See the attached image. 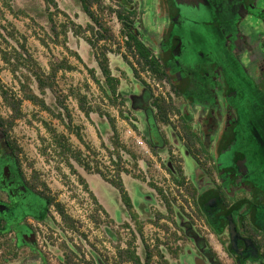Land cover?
I'll list each match as a JSON object with an SVG mask.
<instances>
[{
  "label": "rangeland",
  "instance_id": "obj_1",
  "mask_svg": "<svg viewBox=\"0 0 264 264\" xmlns=\"http://www.w3.org/2000/svg\"><path fill=\"white\" fill-rule=\"evenodd\" d=\"M55 1L56 7L47 8L44 0H0V35L13 47L20 49L19 43H23L25 49L45 72L49 70L50 61L65 60L75 66L74 71L59 72L56 93L46 90L43 98L55 112H60L66 121V112L56 101L58 96L63 99L72 117V125L79 128L82 142L74 133H69L57 119L29 102L22 103L24 117L15 121L9 131L11 140L22 150L19 158L24 178L32 183L41 196L50 197L60 203L65 214L71 218L72 224L68 226L62 221L55 207H49L48 217L37 226L39 246L54 263L59 261L64 251L66 254L70 252L74 261L80 258L103 264H131L120 261L118 257V250L126 249L131 244L141 262L145 261L149 251L152 255L149 264H178L188 241L186 242L179 234L178 228L174 230V224L178 225L182 218H188L190 221L196 219L193 223L200 224L195 215L189 189L190 181L200 171L199 167L203 160L201 157L197 159L195 155L200 153L194 149L189 150L184 144L185 141H182L179 116L169 113L170 124L163 125L155 120V109L149 107V102L150 93L154 97H164L166 100L171 98L183 113L184 110H188L187 101L180 95H174L165 81H158L149 72L141 70L121 48V53L126 55V59L121 54H108L111 72L120 78L118 98L124 102L123 106L120 104L112 106L87 71V68L94 69L95 75L103 81L95 52L86 41L90 33L75 35L69 29L64 42L60 38L58 44L51 40V22L48 18L50 12L53 13V20L58 26L66 24L70 27V24L74 23L84 28L92 24L91 20L77 0ZM258 1L259 7H263L261 1ZM5 2L16 14L6 8ZM102 3L104 6L116 8L113 0H102ZM129 7L136 9L134 26L142 38L143 35L153 33L150 26L154 18L152 8L148 7L145 10L143 20L145 31L142 32L139 0H133ZM215 9L223 14L221 22L231 20L238 23L245 13L246 2L223 0L221 7ZM92 10L97 16L102 17L114 35V43L106 45L113 50L118 43L122 46L124 39L120 35L121 25L115 15L107 10L100 12L95 7ZM203 16L205 13L187 12L181 18L184 22L183 32L191 41L190 47L194 48L193 53L189 51L186 53V58L192 56L186 63L192 70H204L214 78L221 76V79L227 82V86H224L226 91L234 90L231 92L235 96L232 100L240 120L245 123L250 117L255 129L260 130L264 117L259 102L252 94L254 89H250L253 87L251 80L256 77L255 67L248 65L246 58L239 55L244 49H248L245 43L248 27L245 25L243 28L236 24L232 29L221 28L215 34L213 26L202 24ZM10 33L13 34L12 37L9 36ZM262 34L264 32L258 31L257 36ZM1 36L0 49H8ZM22 37L25 38V42ZM208 37L212 42L207 41ZM236 41L240 42L237 48L233 43ZM252 41L256 47L260 46L261 42L257 37H253ZM148 43L152 44L151 41ZM102 44L104 43H99ZM74 54H77L82 62ZM214 61H217V65L212 69L210 64ZM131 64L137 69V75L134 74ZM261 70L264 71V65ZM21 73L27 72L22 68L16 73V77L21 79ZM194 78L201 90H205L203 86L209 85L204 83L208 80L207 77L196 74ZM219 82L223 85V81ZM0 83L11 95H20L18 79L14 78L5 66L1 52ZM31 87L39 95L35 81ZM78 92L86 97L87 105L94 111L89 117H85L78 107L75 98ZM133 96L139 98L134 106ZM143 103H147V107L142 109ZM198 103L202 104L201 100H198ZM9 115L10 111L0 96V117L6 119ZM110 119H113V122ZM193 119L190 121L191 125ZM44 123L55 129L58 134L65 135L70 149L73 152L81 151L82 158L90 163L92 169H99L107 179H115L116 167L113 162L116 161V154L111 156L109 152L115 153L117 150L122 159L121 167L127 171L122 172L120 178L131 199L132 209H126L117 188L100 175L85 171L71 154L66 152L73 167L71 170L66 164L65 156L61 155L63 149L55 143L54 137ZM132 124L137 130L132 128ZM241 127L238 122L235 130ZM148 138L152 140L151 147L147 143ZM163 142L164 147H161ZM116 143L120 147H116ZM5 153L6 148L0 141V169L2 165L3 167L10 165V162H6L9 156ZM167 163L174 168L176 165L182 167L185 177L182 186L171 178ZM256 164H259L261 171L264 172V159ZM81 178L87 187L81 184ZM40 183H45L47 189ZM92 193L97 204L92 200ZM163 197L168 201L171 211L167 209ZM45 205V201L39 196L26 198L25 207L16 209L14 218L19 219L31 213L39 214L45 211ZM99 205L103 209H100ZM17 230L25 231L24 228ZM10 239L7 236L2 237L0 242ZM2 250L0 249V264H21L27 254V249L24 248L20 249L21 253H17L19 254L17 256H9ZM183 257L187 264L189 260L190 264H194L192 256L188 258L186 254ZM5 258L9 261H5Z\"/></svg>",
  "mask_w": 264,
  "mask_h": 264
},
{
  "label": "flooded vegetation",
  "instance_id": "obj_2",
  "mask_svg": "<svg viewBox=\"0 0 264 264\" xmlns=\"http://www.w3.org/2000/svg\"><path fill=\"white\" fill-rule=\"evenodd\" d=\"M222 1L139 0L142 32L145 31V10L151 7L154 13L150 23L154 32L143 35L142 39L164 66L174 90L187 101L188 110H184L183 114L194 118L192 127L200 137L197 145L200 155H194L197 159L201 157L203 163L199 167L200 171L191 179L189 189L194 196L195 215L200 224H194L196 219L190 221L188 218H182L178 225L174 224V230L178 228L179 234L188 241L178 264H187L183 257L186 254L188 258H194V264H264V172L256 164L264 159V120L260 130L255 129L252 122H246L244 127L235 130L241 121L237 108L233 105L232 99L235 96L231 92L234 90L226 91L224 86H227V82L221 76L214 78L204 70H192L186 63L192 57L186 58V53L194 51L190 47L188 35L182 29L184 22L181 18L187 12L205 13L201 19L202 24L213 26L215 34L221 28L232 29L236 24L245 28L247 25L249 37L247 36L245 43L248 49H244L239 55L246 58L248 65L255 67L256 77L252 83L257 93L253 91L252 94L260 103L264 117V93L257 89L258 83L262 82L261 77L264 78V71H260L264 65V34L257 36L258 31L264 32V8L259 7L258 0H245V13L238 23L231 20L221 22L223 14L215 8L221 7ZM253 37L260 40L259 47L255 43L253 45ZM207 41L212 42V39L208 37ZM233 43L236 48L240 44L237 41ZM216 63L214 61L210 67L213 69ZM196 74L208 78L204 82L209 84L203 86L205 90L197 86L194 78ZM219 81H223V85ZM138 101L139 98L134 97V103ZM145 107L147 103H143L142 109ZM0 141L3 143L2 136ZM161 147H164V142ZM172 167L167 163V169L174 171ZM23 178V174L11 169L10 165H2L0 239L6 236L11 238L9 241L1 240L2 252L17 256L21 253L20 249H27L21 264H103L80 258L74 261L71 253L66 254L64 251L56 263L45 255L38 243L37 226L46 220L49 208L39 214L31 213L19 219L14 218L16 209L25 207L26 198H42L32 183ZM5 226L6 230L3 229ZM21 228L25 229L24 233L17 230ZM4 260L9 261L7 258Z\"/></svg>",
  "mask_w": 264,
  "mask_h": 264
},
{
  "label": "trees",
  "instance_id": "obj_3",
  "mask_svg": "<svg viewBox=\"0 0 264 264\" xmlns=\"http://www.w3.org/2000/svg\"><path fill=\"white\" fill-rule=\"evenodd\" d=\"M83 12L89 17L92 24L86 25V27L82 28L79 25H75L74 23L70 24V27L66 24H60L59 26L55 24L53 20V13L48 14L49 21L51 22V31H52V42L58 44L59 38L64 42L66 38L67 31L70 29L75 35H79L80 33H90V37L86 39L87 43L90 47L94 50L95 59L98 65V68L101 72L103 81H101L96 75L95 70L92 68H87L88 74L93 82L98 86V88L102 91L108 102L112 106L122 105L124 104L123 101H119V85H120V78L114 76L111 72L109 66V57L108 54H121L123 58H127L126 55L121 53V48L125 50V54H127L130 58L134 60V63L143 71L149 72L156 80L158 81H165L166 83L170 84V88L172 92L178 96L180 93L174 90L173 84L169 79L166 71L164 70V66L160 62V60L153 54L152 50L145 44L142 39V35L139 31L135 29L134 23L137 17L136 9L129 7L133 0H113L116 4V8H112L109 6H104L102 0H77ZM263 8H264V0H260ZM47 8L49 7H56L55 0H44ZM6 4V8H8L13 14H16L9 4ZM95 7L100 12L107 10L109 13L114 14L117 20L121 25L120 35L124 39L123 45L120 46L118 43L115 50L111 49L106 45V43H114V35L111 32L110 28L105 24L101 16H97L96 12L92 10ZM1 36V35H0ZM10 37L13 36L12 33L9 34ZM4 40V44L8 49H0L1 57L5 66L10 70L13 74L14 78L18 79L19 84V92L20 95L15 96L11 95L6 89H4L3 85L0 83V96L2 98L3 104L9 109L10 115L9 117L2 118L0 117V134L2 136V140L4 146L6 148V153L9 157L8 161L10 162V167L13 170H17L21 172V161L19 158V154L21 153V148L16 144L15 141L11 140L9 136V131L13 128L15 121L24 117L22 112V103L29 102L33 106L39 108L40 111L48 113L54 119H57L61 124L65 126L69 133H74L75 136L82 142L81 135L79 133V128L74 127L72 125V117L64 104V101L61 97H57L56 101L58 105L63 108L66 112L67 120L63 118V115L60 112H55L46 102L43 96L45 95L46 90H50L53 93L57 91V75L59 72L64 71H74L75 66L71 65L69 62L65 60L53 62H49V70L45 72L38 63L34 60L31 54L25 49L23 43H19L20 49L13 47L5 37L1 36ZM22 40L25 42V38L22 37ZM60 42V41H59ZM100 42L104 44L99 45ZM44 44V43H43ZM65 44V43H64ZM69 50V49H67ZM77 59L81 61L80 57L77 54H74ZM132 70L134 74L137 75V69L133 67L131 64ZM24 68L27 73H21V79L16 77V73ZM35 81L37 84V89L39 91V95L36 94L31 84ZM75 98L78 102V107L80 111L84 114L85 117H89V115L94 112L92 107L87 105L86 97L81 95L79 92L76 93ZM149 107L155 109L154 118L156 121L162 123L163 125H169V113H175L179 116V126L180 131L182 133V138L185 141V146L191 150L194 149L195 152L200 153L197 148V145L200 142V137L198 136L197 132L193 129L192 125L190 124L191 118L186 117L181 113V110L175 105L171 98L167 100L164 97H154L150 93V102ZM121 114V112H119ZM126 118V117H125ZM127 119V118H126ZM113 122V119H110ZM47 130H49L54 137V141L57 145H59L63 152L61 153L62 156H65L66 164L73 170L71 163L69 162V158L66 152L70 153L74 160L88 173H94L100 175L106 182L113 185L120 193L121 201L125 205L127 210L132 209L131 199L124 188L122 180L120 178V174L122 172L127 173L125 168L121 167L122 159L119 155L118 151L116 150L115 153L109 152L110 155H115L116 161L113 162L114 166L116 167L115 170V179H107L104 174L99 169H92L90 163L82 158L81 151L73 152L70 149L68 139L63 134H58L55 129L50 127L47 123H44ZM76 128V129H75ZM132 128L137 130L136 126L132 124ZM148 145L151 147L152 142L147 140ZM116 147H120L117 145ZM168 172L171 174V178L173 181L182 186L185 181V177L183 175V170L180 165H176L174 171L167 169ZM22 173V172H21ZM24 179V178H23ZM81 184L84 187L86 186V182L84 179H80ZM42 184L44 189H47L45 183ZM39 185V183H38ZM35 186V185H34ZM34 188V187H33ZM161 193V191H159ZM190 197L193 199V195L189 191ZM164 198V197H163ZM42 199L45 201V210L51 206H54L57 213L60 215L62 221L70 226L71 218L65 214L64 209L60 203L54 201V199L50 197L42 196ZM92 200L95 204H97V200L92 193ZM165 203L167 204V209L171 211V207L168 204V201L164 198ZM194 203V199H193ZM100 209H103L99 205ZM3 227V229H5ZM7 229V228H6ZM5 229V230H6ZM151 253L148 252L145 257V261L142 263L136 255L135 250L132 248L131 244L126 249H119L118 250V257L120 261L130 262L131 264H149L151 259Z\"/></svg>",
  "mask_w": 264,
  "mask_h": 264
},
{
  "label": "crops",
  "instance_id": "obj_4",
  "mask_svg": "<svg viewBox=\"0 0 264 264\" xmlns=\"http://www.w3.org/2000/svg\"><path fill=\"white\" fill-rule=\"evenodd\" d=\"M256 80H258V79L256 78ZM251 81L254 82L255 79H252ZM260 81H262V82L261 83H258V81H257V83H258L257 89L261 90L264 93V78L261 77V80ZM250 89L251 90L255 89V86L252 87V88H250ZM253 91H254V93H257V92H255L256 90H253ZM182 141L184 142V139ZM185 176H186V174H185Z\"/></svg>",
  "mask_w": 264,
  "mask_h": 264
},
{
  "label": "water",
  "instance_id": "obj_5",
  "mask_svg": "<svg viewBox=\"0 0 264 264\" xmlns=\"http://www.w3.org/2000/svg\"><path fill=\"white\" fill-rule=\"evenodd\" d=\"M253 87H254V85H253ZM252 92H253V91H252ZM132 98H133V100H132V105L134 106V96H133ZM259 104H260V103H259ZM260 111H261V109H260ZM239 117H240V116H239ZM248 118H249V117H248ZM248 118H247V119H248ZM248 120H249V121H245V123H246V122H252V124H253V121H252L251 118H249ZM240 121H241V120H240ZM242 122H243V121H241L240 123H241L242 127H244V126H245V123H244V122L242 123ZM242 127H241V128H242ZM231 227L233 228V223H232V222H231Z\"/></svg>",
  "mask_w": 264,
  "mask_h": 264
}]
</instances>
